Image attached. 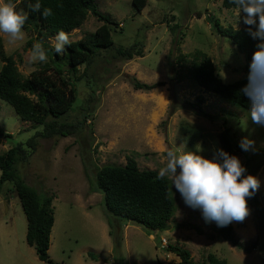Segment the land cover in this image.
<instances>
[{
    "label": "rangeland",
    "instance_id": "374dc122",
    "mask_svg": "<svg viewBox=\"0 0 264 264\" xmlns=\"http://www.w3.org/2000/svg\"><path fill=\"white\" fill-rule=\"evenodd\" d=\"M95 2L101 12L117 23L110 24V46L96 49L90 64L84 68L83 64L77 66L70 74L72 79L66 71L63 73L72 80L75 99L58 119L76 123L75 133L37 138L26 160L16 163L18 174L28 185L52 194L48 255L58 264H181L177 255L160 245L163 236L166 243H177L188 249L195 261H203L206 253L213 252L226 264H264L263 179L255 193L263 217L256 218L248 204L253 230L244 232L243 227L232 222L239 237L257 240L250 251L236 248L220 236L210 237L215 222L205 223L199 210L186 206L172 182L174 220L194 221L203 232L196 233L187 226L172 228L173 222L161 230H147L126 222V227H121L117 247L112 249L115 244L108 231L102 194L89 190L84 169L87 168L91 177L96 166L123 163L125 156L130 155L139 168L159 171L166 164L167 151L178 148L213 159L222 149L217 132L228 127L238 145L244 137L254 141L253 149L236 156L245 165L246 174L257 177L264 175V127L251 122L249 107L202 89L191 75L197 49L211 58L215 72L223 81L235 80L243 74L242 54L211 23L217 18L223 25L240 26L242 19L236 7H223L220 0H146L138 11L131 0ZM100 22L86 13L81 24L67 32L69 39L93 31ZM171 22L178 24L172 31L168 27ZM23 31L24 40L15 45H9L2 33L0 37L5 53L12 56L19 72L26 76L43 62H30L31 50L26 41L35 32L30 25H25ZM54 37L46 40L53 44ZM131 45V50L141 49L142 55L126 58L117 52L118 47ZM132 77L144 82L160 80L162 85L135 89ZM162 89L163 100L155 94ZM152 99L161 104L153 103ZM190 102L194 103L193 107ZM35 128L39 126L21 120L12 106L0 99V129L10 133L9 136L0 134V152L23 142ZM35 170L38 172H32ZM25 223L14 189L8 181L3 182L0 264H41L33 247L24 239ZM88 251L99 254L98 261ZM102 254L106 256L104 260Z\"/></svg>",
    "mask_w": 264,
    "mask_h": 264
},
{
    "label": "trees",
    "instance_id": "16d2710c",
    "mask_svg": "<svg viewBox=\"0 0 264 264\" xmlns=\"http://www.w3.org/2000/svg\"><path fill=\"white\" fill-rule=\"evenodd\" d=\"M11 2L16 5L17 11L22 10L28 14L25 25H30L35 32L27 39L26 45L31 50L34 44L40 43L49 55V60L30 70L26 76H22L12 56L5 53L0 37V99L9 103L21 120L30 121L34 127L39 126L23 142H16L0 152V187L3 182L8 181L14 189L25 217L24 239L33 247L41 264H58L47 252L49 231L53 221L52 196L28 185L18 174L16 163L26 160L34 148L36 137L75 133L76 123L58 119L67 112L75 99L72 80L63 73L66 71L72 75L77 66L83 64V68L86 67L90 64L96 49L110 46L112 44L110 24L117 22L108 14L101 12L95 0H39L40 12L33 11L30 7L37 3V0H11ZM131 2L134 9L139 11L146 0H131ZM220 4L223 7H236L230 3V0H220ZM44 8H51L53 15L44 18L42 16ZM88 12L101 22L93 31L71 39V43L65 45V52L57 54L53 44H50L46 38L56 36L59 31L67 33L78 27ZM211 23L215 31L228 37L235 49L242 54L243 74L235 80L223 81L215 72L211 58L204 51L197 49L193 54L195 61L191 68L192 78L202 89L242 107H249L247 97L240 90L247 83L256 42H262V38L253 39L247 32L243 20L238 27L231 24L223 25L217 18L212 19ZM177 26L176 22L168 24L171 31ZM131 47L132 45L127 48L118 47L117 52L126 58L142 55L141 49L131 50ZM161 84L160 80L144 82L132 77V86L135 89H151ZM190 103L193 107L194 103ZM196 109L205 116L198 105ZM0 134L10 135L9 132H3L1 129ZM217 138L221 148L229 154L236 155L243 152L232 139L228 127H222L217 132ZM86 169L84 171L89 179V190H97L102 194L108 231L115 244L113 250L118 245L121 227L126 222L140 225L147 230H161L167 228L168 223L173 222V228L187 226L193 228L196 233L203 232L201 226L194 221L174 220L175 200L171 180L167 177L160 179L159 171L156 169L139 168L133 156L126 155L123 163L98 165L91 177L88 176ZM249 174L251 173L245 172L243 175ZM248 204L256 218L263 217L256 194L248 199ZM213 231L214 233H209L210 237L220 236L244 251H250L257 244L255 238L245 240L239 237L231 225L224 228L216 226ZM166 249L177 255L181 264H226L223 258L213 252L206 253L205 260L195 261L191 258L189 250L177 243H167ZM87 254L93 259L99 255L91 251ZM100 256L102 259L106 258L103 254Z\"/></svg>",
    "mask_w": 264,
    "mask_h": 264
},
{
    "label": "clouds",
    "instance_id": "9594fccd",
    "mask_svg": "<svg viewBox=\"0 0 264 264\" xmlns=\"http://www.w3.org/2000/svg\"><path fill=\"white\" fill-rule=\"evenodd\" d=\"M230 3L236 6L237 15L252 38H262L252 55L247 83L240 91L249 102L251 122L264 127V0H230ZM30 7L36 12L41 10L39 0ZM51 15V8L43 9L44 18ZM27 20L28 14L17 11L11 0H0V33L9 45L24 40ZM70 43L69 34L64 31H59L53 38L57 54L64 53L65 45ZM29 60L47 62L46 51L40 43L33 45ZM253 145L254 141L247 137L239 143L243 151L253 149ZM245 172L239 157L223 149H219L213 159H208L198 152L178 148L167 151L166 164L159 169V178L171 180L185 205L199 210L205 223L215 222L218 228H224L233 221L243 222L250 214L248 199L259 190L260 181L251 174L244 176Z\"/></svg>",
    "mask_w": 264,
    "mask_h": 264
},
{
    "label": "crops",
    "instance_id": "0c3cea01",
    "mask_svg": "<svg viewBox=\"0 0 264 264\" xmlns=\"http://www.w3.org/2000/svg\"><path fill=\"white\" fill-rule=\"evenodd\" d=\"M256 46V45H255ZM256 51V50H255ZM151 82V81H150ZM162 85V84H161ZM157 86H159V85H157ZM156 87V86H155ZM158 92V91H157ZM162 92H164V89H162V91H160V92H158V93H155V94H157L158 96H161V99L163 100V98H164V94L162 93ZM155 94H153V95H155ZM160 94V95H159ZM163 97V98H162ZM152 101H153V103H155V104H157V105H160L161 103H158L156 100H154V99H152ZM37 138H39V137H36V142L35 143H37ZM52 152H50V157H52ZM49 160V159H48ZM49 162H50V160H49ZM32 172H38V170H35V171H32ZM257 178L259 179V181H261V179H263L264 180V175L262 174V175H258L257 176ZM45 183L46 184H48L47 182H46V180H45ZM48 194V193H47ZM51 196H52V194L51 193H49ZM177 221V220H176ZM235 223H237L238 225H239V227L241 228V227H243V231L244 232H246V231H252L253 230V221H252V219L250 218V216H248V217H246L245 218V220L243 221V222H235ZM236 224V225H237ZM125 227H126V223H124L123 224ZM172 225V224H171ZM232 227H233V229H235V224L234 223H231L230 224ZM173 228V227H172ZM175 228H177V227H175ZM49 233H50V231H49ZM149 236L150 237H152V234L151 233H149ZM93 260H96V261H98L97 259H93ZM104 260V259H103Z\"/></svg>",
    "mask_w": 264,
    "mask_h": 264
},
{
    "label": "built area",
    "instance_id": "2783aa9c",
    "mask_svg": "<svg viewBox=\"0 0 264 264\" xmlns=\"http://www.w3.org/2000/svg\"><path fill=\"white\" fill-rule=\"evenodd\" d=\"M166 244H167V243H166L165 238H164L163 236H161V237H160V245H161V246H166Z\"/></svg>",
    "mask_w": 264,
    "mask_h": 264
}]
</instances>
